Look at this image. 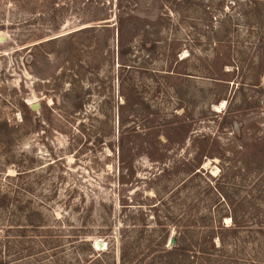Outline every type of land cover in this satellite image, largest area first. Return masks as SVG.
I'll return each instance as SVG.
<instances>
[{"label":"rangeland","instance_id":"obj_1","mask_svg":"<svg viewBox=\"0 0 264 264\" xmlns=\"http://www.w3.org/2000/svg\"><path fill=\"white\" fill-rule=\"evenodd\" d=\"M0 264H264V0H0Z\"/></svg>","mask_w":264,"mask_h":264},{"label":"trees","instance_id":"obj_2","mask_svg":"<svg viewBox=\"0 0 264 264\" xmlns=\"http://www.w3.org/2000/svg\"><path fill=\"white\" fill-rule=\"evenodd\" d=\"M24 107L26 108V110L29 113H31L30 109L27 108V106L24 105ZM175 240H176L175 246L169 251V254L171 256H175V255H177V253L185 255L187 250H188L185 235L182 234V233L179 234V235H176L175 236ZM213 240H214V238H213ZM212 248L215 249V246L213 245ZM198 251L201 252V254H203V255H205L207 257V258H202V263L203 262H211L212 259H211V256H210L209 249L200 248Z\"/></svg>","mask_w":264,"mask_h":264},{"label":"water","instance_id":"obj_3","mask_svg":"<svg viewBox=\"0 0 264 264\" xmlns=\"http://www.w3.org/2000/svg\"><path fill=\"white\" fill-rule=\"evenodd\" d=\"M31 109L33 111H37L39 109V104H34L31 106ZM176 243V240L175 238H172L171 241H170V247L172 248ZM96 245L98 246V248H104L105 246H103V243L99 242V243H96ZM97 248V247H96Z\"/></svg>","mask_w":264,"mask_h":264},{"label":"bare ground","instance_id":"obj_4","mask_svg":"<svg viewBox=\"0 0 264 264\" xmlns=\"http://www.w3.org/2000/svg\"><path fill=\"white\" fill-rule=\"evenodd\" d=\"M103 246H105V245L103 244ZM96 247H97L96 249H103V248H98V246H97V245H96Z\"/></svg>","mask_w":264,"mask_h":264}]
</instances>
